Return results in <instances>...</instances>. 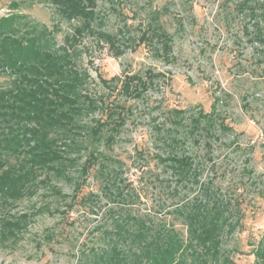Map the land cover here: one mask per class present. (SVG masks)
<instances>
[{"label": "rangeland", "instance_id": "1", "mask_svg": "<svg viewBox=\"0 0 264 264\" xmlns=\"http://www.w3.org/2000/svg\"><path fill=\"white\" fill-rule=\"evenodd\" d=\"M98 1V30L118 37L120 54L95 35L76 46L77 65L88 75L83 91L98 100L82 121L88 131L106 117L103 108L115 104L122 107L123 124L112 145L104 143L105 130L100 140L82 142L67 173L50 174L33 196L17 202L14 219L27 217L14 240L0 243V264L92 259L90 251L102 245L100 234L111 221L110 207L117 206L101 192L97 166L80 170L85 148L120 162L126 191L139 197L129 202L132 209L174 220L168 214L174 202L160 188L166 175L156 161L170 146L201 165L200 182L213 178L212 191L228 193L241 216L239 227L223 235V248L235 263L252 264L253 251L264 245V0ZM11 12L49 29L59 25V43L75 24L60 20L45 3L11 10L0 0V17ZM145 73L151 78L145 80ZM131 74L147 83L137 98L121 92V81ZM112 76L117 79L108 87L101 82ZM7 79L0 74V82ZM199 112L206 118L197 125Z\"/></svg>", "mask_w": 264, "mask_h": 264}, {"label": "trees", "instance_id": "2", "mask_svg": "<svg viewBox=\"0 0 264 264\" xmlns=\"http://www.w3.org/2000/svg\"><path fill=\"white\" fill-rule=\"evenodd\" d=\"M7 1L11 10L26 3L51 5L60 20L75 24L59 43L55 36L59 25L49 29L21 12L0 17V74L8 77L0 82V243L14 240L27 217L14 219L12 210L18 201L33 196L50 174L67 173L74 162L71 154L82 148V142L100 140L105 130L109 133L104 143L112 145L123 124L122 107L115 104L106 105V117L88 131L82 121L88 111L98 108V100L83 91L88 75L77 65L76 46L85 36L95 35L120 54L118 37L98 30L102 20L99 1ZM260 6L264 9V2ZM144 76L147 80L152 75ZM115 79L117 76L101 82L108 87ZM121 86L122 93L137 98L147 83L131 74ZM204 118L199 112L197 125ZM84 150L87 158L80 170L88 173L97 166L100 190L117 207H110L111 221L100 234L102 245L90 251L92 259L83 264H237L223 248V235L239 227L240 211L226 191H212L213 178L199 181L201 165L190 155H177L170 146L165 154L156 156L166 175L160 188L174 202L168 214L175 221H167L128 205L139 197L126 191L118 160L94 149ZM182 193L186 195L181 197ZM175 222L185 228V235L175 229ZM258 245L253 251L257 260L252 264H264V245Z\"/></svg>", "mask_w": 264, "mask_h": 264}]
</instances>
